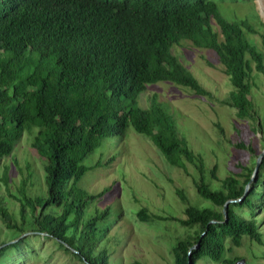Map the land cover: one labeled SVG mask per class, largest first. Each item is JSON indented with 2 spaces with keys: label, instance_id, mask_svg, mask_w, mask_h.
Returning a JSON list of instances; mask_svg holds the SVG:
<instances>
[{
  "label": "trees",
  "instance_id": "trees-1",
  "mask_svg": "<svg viewBox=\"0 0 264 264\" xmlns=\"http://www.w3.org/2000/svg\"><path fill=\"white\" fill-rule=\"evenodd\" d=\"M248 33L257 30L244 18L226 19L214 0H0V157L11 152L23 131L35 128L33 146L45 160L44 196L24 197L19 222L0 203L5 226L17 236L30 226L83 262L109 264L104 248L94 251L100 243L97 223H105L109 208L84 217L87 203L103 192L90 195L76 183L87 169L84 157L105 138L121 137L131 127L150 136L171 165L185 169L183 160L192 163L201 173L194 182L197 194L214 206L190 204L184 191L176 189L186 217L173 218L197 225L199 232L172 244L170 264H187L189 257L192 264L202 258L232 264L238 258H223L227 238L235 246L244 236L263 244L260 220L241 210L253 212L264 205L255 200L264 195L258 181L243 195L252 168L241 180L234 174L219 179L213 167L210 175L220 186L212 188L202 176V156L179 135L168 113L154 100L147 108L136 100L148 83L157 81L211 95L191 72L183 71L171 51L187 39L214 52L232 87L222 102L247 114L251 73L254 68L264 72V55ZM259 34L264 45V33ZM237 146L255 151L243 142ZM24 203L30 218L23 215ZM52 206L60 211H44ZM137 215L147 218L143 208ZM3 242L0 258L21 239Z\"/></svg>",
  "mask_w": 264,
  "mask_h": 264
},
{
  "label": "rangeland",
  "instance_id": "rangeland-1",
  "mask_svg": "<svg viewBox=\"0 0 264 264\" xmlns=\"http://www.w3.org/2000/svg\"><path fill=\"white\" fill-rule=\"evenodd\" d=\"M214 1L226 19L244 18L257 30V33H248L247 38L264 55L259 34L264 33V0ZM171 51L182 63L183 71L191 72L211 95L197 94L171 81H157L148 83L144 92L136 97L139 106L147 108L154 100L168 113L179 135L202 156V176L212 188L220 186L210 175L213 167L219 179L234 174L242 180L247 168L254 169L264 149V72L253 69L252 107L247 114H240L236 108L222 102L232 87L212 50L203 43L196 45L182 39ZM35 130L23 131L14 141L11 152L0 157V203L17 222L21 218L19 210L24 197L45 194V160L33 146ZM239 142L251 145L255 151L238 147ZM263 157L264 154L246 189L250 183L258 181V188L264 190ZM183 162L185 169L171 165L150 136L137 133L131 127L121 137L105 138L101 146L84 157L82 164L87 169L76 186L90 195L103 192L87 203L84 217H90L96 209L109 208L110 216L105 223H97L100 243L94 249L104 248L109 264H170L172 244L177 239L190 240L199 232L197 225L186 226L173 218L186 217V204L176 194L177 188L184 191L190 204L214 207L196 192L194 182L199 180L201 173L192 163ZM260 199L264 200V195L255 198ZM260 207L253 212L245 207L241 210L244 215L260 220L263 244L244 236L240 245L235 246L227 238L224 259L236 257L245 259L246 264H264V205ZM141 208L147 215L145 221L137 215ZM23 210V215L30 218L26 203ZM47 210L59 212L60 207L52 206L44 211ZM18 239H21L19 246L8 247L0 264H88L45 233L32 231L30 226L17 236L16 230L8 229L0 217V241L6 244ZM197 264H220V261L202 258Z\"/></svg>",
  "mask_w": 264,
  "mask_h": 264
},
{
  "label": "water",
  "instance_id": "water-1",
  "mask_svg": "<svg viewBox=\"0 0 264 264\" xmlns=\"http://www.w3.org/2000/svg\"><path fill=\"white\" fill-rule=\"evenodd\" d=\"M263 154H264V149L260 152L259 156L257 157V159H256V161H255V166H254V169H253L252 175L256 173V171H257V169H258L259 162H260V158L262 157ZM246 190H247V189H246V186H245V189H244V193H243V195L245 194ZM228 201H232V200H228ZM228 201H226V202L224 203V207L226 206V204L228 203ZM224 207H223V211H224ZM198 244H199V241H198L196 244L192 245V246L190 247V249H192V248H196V247L198 246ZM187 264H192V260L190 259V257H189L188 260H187ZM232 264H246V262H245V260H244L243 258H238V259H236Z\"/></svg>",
  "mask_w": 264,
  "mask_h": 264
},
{
  "label": "bare ground",
  "instance_id": "bare-ground-1",
  "mask_svg": "<svg viewBox=\"0 0 264 264\" xmlns=\"http://www.w3.org/2000/svg\"><path fill=\"white\" fill-rule=\"evenodd\" d=\"M245 260V259H244Z\"/></svg>",
  "mask_w": 264,
  "mask_h": 264
}]
</instances>
